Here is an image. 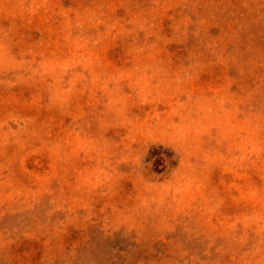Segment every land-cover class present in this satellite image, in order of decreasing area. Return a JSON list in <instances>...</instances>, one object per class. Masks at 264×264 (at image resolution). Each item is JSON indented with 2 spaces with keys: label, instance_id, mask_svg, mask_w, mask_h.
<instances>
[{
  "label": "rangeland",
  "instance_id": "rangeland-1",
  "mask_svg": "<svg viewBox=\"0 0 264 264\" xmlns=\"http://www.w3.org/2000/svg\"><path fill=\"white\" fill-rule=\"evenodd\" d=\"M0 264H264V0H0Z\"/></svg>",
  "mask_w": 264,
  "mask_h": 264
}]
</instances>
